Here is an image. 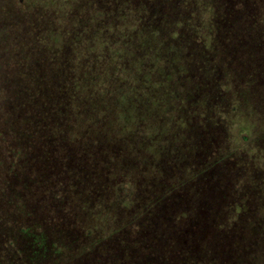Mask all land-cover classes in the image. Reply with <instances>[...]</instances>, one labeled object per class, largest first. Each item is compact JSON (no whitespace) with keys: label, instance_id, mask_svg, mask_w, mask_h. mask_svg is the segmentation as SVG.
I'll return each mask as SVG.
<instances>
[{"label":"rangeland","instance_id":"374dc122","mask_svg":"<svg viewBox=\"0 0 264 264\" xmlns=\"http://www.w3.org/2000/svg\"><path fill=\"white\" fill-rule=\"evenodd\" d=\"M253 2L0 0V112L32 90L42 113L0 117V262L52 240L56 264H264V97L251 85L264 95V8L236 33L215 25ZM73 92L86 105L60 115ZM223 101L237 107L226 135ZM34 145L37 166H18Z\"/></svg>","mask_w":264,"mask_h":264},{"label":"trees","instance_id":"16d2710c","mask_svg":"<svg viewBox=\"0 0 264 264\" xmlns=\"http://www.w3.org/2000/svg\"><path fill=\"white\" fill-rule=\"evenodd\" d=\"M251 1H255V2H253V4H229V5H232L231 8H229V10L230 11L232 10V11L223 20L217 19L218 23H216L215 25L216 26H218V25L221 26V28H223V32L224 33H225V31H229L230 33H233V31H234V33H236L238 31V29H236V28L240 27L239 26L240 25L239 17L243 13L249 12V13L252 14L253 11H254V6L255 5H257V6L261 7V8H264V7L261 6V4H257L258 0H251ZM218 6L223 9L222 5H218ZM214 8H216V7L215 6H212L213 11L215 10ZM262 17H264V14H262ZM257 33L258 34H261V33L263 34V32H261L260 30L257 31ZM251 85H253L254 86V89L257 90V94L259 96L264 97L263 90H262V83L258 79L252 81L251 82ZM37 89H41V88H37ZM247 90H251L252 95L253 94H256L255 91H253L250 88H247ZM39 91H41V90H39ZM39 91H38V94H39ZM28 95L31 97L30 99H26V101H24V102L17 101V104L13 108H9L8 109V113H7L6 116H2L3 111H1L0 112V117L8 118V121H9V114L11 113V116H12L13 114H15V109L17 107H19V106H22V108H21L22 110L20 111V115H19L18 118L21 119L23 122H26V120H31V119H33V122H35V120L37 118H39L42 115V113H41V111L38 112L39 109H36V107H35V103L34 102L36 101V98H37L36 93L34 91L30 90L28 92ZM70 95H72L75 99H73V97L70 96V100L69 99L67 100L68 96L66 97V96L63 95V100L64 101L66 100V101L65 102H60L59 106H57V109H59L60 115H63L64 114V115H67V117H69V115L72 114L70 112V110L65 111L66 106H64V104H67V102L70 103L69 106L73 107V112L74 113H76L79 110L80 107L86 105L85 102L82 99L84 97L83 94H82V96H81V94L78 95V96H75L74 95V92H73V94H70ZM91 97H94V94H91ZM61 100H62V98H61ZM76 102H77V105L75 104ZM223 102L224 103H221L220 105H218V106H220V110H219V114H218L219 115V121L217 123V129H218V132L217 133H223V135H226L225 134L226 133V131H225V129H226L225 123L227 121L225 119L227 118V114L231 110L237 109V107H236V105L229 104L227 101H223ZM93 103H94V101H92V105H93ZM42 107H44V106H42ZM42 107H41V109H42ZM248 107H250L252 110H254L253 109L254 107H252L251 105H249ZM257 109H259V107L256 108L255 110H257ZM0 110H2L1 107H0ZM249 112H251V111H249ZM90 114H91V112L90 111H87V115L89 117H90ZM76 118H77V115L76 114L75 115H72V120L70 121V124H68L69 125V129H71L72 126L75 125L74 122H75ZM83 126H85V127L88 128L89 125H86V123H84ZM85 127H82V129H84ZM77 128L80 129L81 126L78 125ZM7 129H9V128H7ZM68 131H66V133H65V130H63L62 132L64 134L62 136L67 135ZM24 133L28 136L27 144L34 143V141L32 139L34 138L35 133H36V131H35V125L30 126V127L27 126L26 128H24ZM44 137L45 138H49V136L46 133H44ZM63 138H65V137H63ZM62 150H64V151H62ZM65 152L68 153L67 149H63L62 148L61 150H58V151L53 152V153H56L59 156H62ZM16 153L18 154V152H16ZM41 155H43L42 150H38L37 151V149L35 148V145H34L33 152H31V151L29 152L28 150H26L25 151V154H23V156H24V163L19 164V163H17V160H14L12 162L11 166H15L16 163H17L18 166H28V165H30V166H37V163L36 162H37V160L39 159V157ZM15 156H17V155H15ZM79 164H80V162H79L78 157L73 158V159H71V160L68 161V165L69 166H78ZM159 190H161V194L163 195L164 192H165L164 186H162V188H161V186H159ZM40 231L41 232H39V233H42L43 232L42 230H40ZM26 237H27V241L30 242L33 245H36V242H38V243L40 242V241L37 240L38 238H35V242H34L33 240L29 241V237L28 236H26ZM83 237L86 238L85 239V241H86L85 249L87 251H93L95 249V246L98 245L99 238L96 237V238L93 239L90 229L85 230L83 232ZM62 246L63 245H61L60 242H58V241H52L51 240L49 242V247H46L47 253L45 252V253L41 254L40 257L36 256V254H37L36 251H34V250H27L25 248L23 250V255H24L23 256L24 257L23 260H24V263L25 264L26 263L27 264L28 263H31V264H56V262H55L56 260L54 258L55 257L56 258L58 257V255H56V254H59V253L62 252V249H64ZM220 249L222 251V248H220ZM225 249L227 250V253H233L234 252L233 251V247H232V243L231 244H226V248ZM203 250H205V252L207 253V248L206 247H204ZM77 251L73 255V256H75V258L78 257L77 255L82 254L81 251H78V254H77ZM222 255H226V252L222 251V252L219 253V256H222ZM229 256L231 257L230 254H227V257H229ZM21 259H22V257H21ZM14 262H17V261H14ZM0 264H6V261L5 262H0ZM10 264H14V263L12 261H10ZM17 264H19V263H17Z\"/></svg>","mask_w":264,"mask_h":264}]
</instances>
